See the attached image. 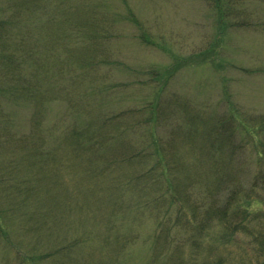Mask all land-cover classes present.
Here are the masks:
<instances>
[{
    "label": "trees",
    "instance_id": "1",
    "mask_svg": "<svg viewBox=\"0 0 264 264\" xmlns=\"http://www.w3.org/2000/svg\"><path fill=\"white\" fill-rule=\"evenodd\" d=\"M10 1L12 14L0 19L2 264H86L78 257L92 251V264H127L148 216L155 224L143 239L142 264H264V115L247 114L228 90L215 107L167 90L177 72L214 63L215 53L168 50L173 62L153 66L142 83L152 89L144 104L109 111L133 86L111 75L131 70L111 51L124 36L117 23L160 45L137 14H107L97 0ZM228 2L212 5L222 29ZM75 146L88 202L77 212L91 221L53 231L50 205L25 204L43 166L56 175L70 168ZM29 218L41 219L51 235L28 236L36 225Z\"/></svg>",
    "mask_w": 264,
    "mask_h": 264
},
{
    "label": "rangeland",
    "instance_id": "2",
    "mask_svg": "<svg viewBox=\"0 0 264 264\" xmlns=\"http://www.w3.org/2000/svg\"><path fill=\"white\" fill-rule=\"evenodd\" d=\"M97 2L102 5L100 9L107 14L122 12L132 19L129 14V10H132L144 27L152 31L160 44L146 45L135 36L137 30L134 26L126 21L117 23L121 35L124 36L113 41L111 51L118 60L126 61L131 70L121 71L117 67L111 75L113 78L127 81L125 83L133 82V86L116 95L120 103L114 101L109 111H118L130 104H133L132 108L137 109L144 104V94H151L152 89L142 83L151 81L149 72L156 68L153 66L161 69L162 66L173 62L168 50L180 56L206 52L207 57H211L210 51L207 52L211 50L215 53L212 55L214 63L209 61V64L207 59L201 56V60H206L208 64L201 62V65L183 68L174 75L173 82L167 90L170 93L176 91L198 105L212 107L221 100L224 90H228L232 93L231 98L235 105H240L247 114L264 115V0H229V4L223 8V19L229 22V27L223 29L217 25V14L212 6L214 0H97ZM10 3V0H0V19L9 18L12 14ZM194 60V64L200 62V59ZM143 89L144 93L138 95V91ZM23 112L26 114V111ZM47 122L52 123L50 120ZM77 150L75 146V152L69 153L71 157L69 164H72L70 168H61L56 175L54 172H47L43 166L37 178L32 180L35 188L32 198L25 205L29 210L50 205L52 210L49 215L57 220L53 231L58 230L63 224L72 231L79 221L86 225L91 221L77 212L80 203L83 207L88 203L83 198L86 185L76 170ZM60 155V152L56 153L58 158ZM22 162H25L24 156L18 157V163ZM66 172H69V176ZM55 204L62 207L55 208ZM28 220L36 224L26 231L28 236L46 239L51 235L41 219ZM154 224L150 216L143 221V226H140L139 230L140 240L138 239V244L132 248L133 257L127 264L144 263H141V260L143 257L145 261L147 247L143 239L154 229ZM93 226L95 222L91 225L94 237L96 229ZM233 253L240 257L241 250L235 248ZM84 256L78 259L84 260L86 264H92L93 251ZM2 261L3 251L0 250V264Z\"/></svg>",
    "mask_w": 264,
    "mask_h": 264
}]
</instances>
